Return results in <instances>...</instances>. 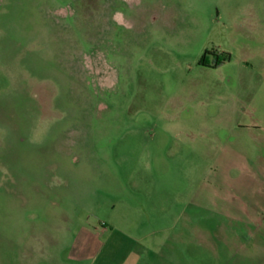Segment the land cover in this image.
<instances>
[{
    "label": "rangeland",
    "instance_id": "374dc122",
    "mask_svg": "<svg viewBox=\"0 0 264 264\" xmlns=\"http://www.w3.org/2000/svg\"><path fill=\"white\" fill-rule=\"evenodd\" d=\"M101 223L264 264V0H0V264Z\"/></svg>",
    "mask_w": 264,
    "mask_h": 264
},
{
    "label": "crops",
    "instance_id": "0c3cea01",
    "mask_svg": "<svg viewBox=\"0 0 264 264\" xmlns=\"http://www.w3.org/2000/svg\"><path fill=\"white\" fill-rule=\"evenodd\" d=\"M106 225L101 223L98 226L83 225L75 239L68 241L61 237L63 248L61 253H54L48 262L43 260H33L32 264H155L151 257L152 232L145 234L129 233L128 236L118 238L113 243L102 239V232H106ZM169 234L161 235L162 240L160 250H165L163 246L167 244L164 239H169ZM55 246H58V238L52 239ZM163 252V251H162ZM25 264V263H21Z\"/></svg>",
    "mask_w": 264,
    "mask_h": 264
},
{
    "label": "trees",
    "instance_id": "16d2710c",
    "mask_svg": "<svg viewBox=\"0 0 264 264\" xmlns=\"http://www.w3.org/2000/svg\"><path fill=\"white\" fill-rule=\"evenodd\" d=\"M209 51H206L203 55V58H202V61H204V59L206 58L207 54H208Z\"/></svg>",
    "mask_w": 264,
    "mask_h": 264
}]
</instances>
